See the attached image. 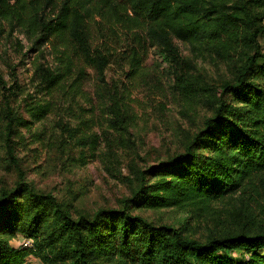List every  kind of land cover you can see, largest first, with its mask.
I'll use <instances>...</instances> for the list:
<instances>
[{"label": "trees", "instance_id": "1", "mask_svg": "<svg viewBox=\"0 0 264 264\" xmlns=\"http://www.w3.org/2000/svg\"><path fill=\"white\" fill-rule=\"evenodd\" d=\"M262 9L264 0H0V44L44 59L32 72L49 102L29 104L32 121L63 100L89 114L81 124L96 115L105 122L100 136L57 122L60 141L80 149L82 165L102 137L106 149L98 157L113 176L120 162L110 137L133 147L131 108L107 78L115 55L128 77L143 79V57L155 49L183 114L206 112L186 134L182 153L154 166L127 165L122 180L130 196L118 208L76 209L35 190L18 170L14 185L0 189V264H26L30 255L42 264H264ZM121 36L127 44L117 54L110 47ZM175 42L195 58L214 57L229 77L210 83L197 75ZM11 81L0 71V162L17 167L15 139L32 122L12 107L20 86L14 73ZM161 209L185 215L184 223L155 224L136 214ZM191 223L203 228L201 236L191 234ZM17 234L31 237L32 248L9 247Z\"/></svg>", "mask_w": 264, "mask_h": 264}, {"label": "rangeland", "instance_id": "2", "mask_svg": "<svg viewBox=\"0 0 264 264\" xmlns=\"http://www.w3.org/2000/svg\"><path fill=\"white\" fill-rule=\"evenodd\" d=\"M264 16V9H262ZM264 29V19L262 22ZM27 46L21 36L15 35ZM111 44L110 50L121 54L127 44L124 36ZM264 51V34L259 38ZM180 55L190 59L197 75L203 76L208 82H220L229 77V70L214 57L204 55L195 58L189 49L175 42ZM130 45H133L130 42ZM25 51L18 50L11 43L0 44V71L6 82L11 81L14 73L20 86L17 99L12 103L24 120L32 122L28 129H21L20 138L15 139V156L17 167L6 161L0 162V189L11 188L17 181L18 170L24 174L25 181L35 190L52 194L57 200L71 203L74 208L93 213L101 208H118L120 201L130 196V189L122 177L128 175L129 163L144 168L154 166L167 160L175 154L182 153L185 136L196 130L200 121L206 115L205 110L196 107L191 114L184 113L181 97L172 89L170 78L164 73L166 65L155 49L148 48L143 57L146 75L142 79L128 77L127 65L114 56L107 71L108 80L114 83L125 94V102L131 108L130 140L133 147L118 146L114 136L111 138L114 158L120 162V168H115L113 176L107 174L100 161L99 152H104V140L99 141L94 158L87 157L85 164L79 162L80 149L69 150L59 138L60 131L57 122L62 120L72 127H78L86 135L96 133L100 136L101 125L105 122L96 115L90 122L80 121L89 118V114H81L79 106L69 105L63 100L52 104L51 112L41 122H34L27 113V108L34 103H45L49 100L40 93L38 79L33 76V64L44 59L30 54L23 57ZM45 61L50 62L49 57ZM10 65L14 71L8 68ZM83 105V103H80ZM85 108H90L86 105ZM102 134V133H101ZM87 152V156H88ZM3 157V152L0 151ZM115 175V176H114ZM155 224H169L175 227L184 223L185 215L170 210L136 212ZM184 217V218H183ZM203 219V218H202ZM191 234L201 236L203 228L192 226ZM29 264H42L40 260L30 255Z\"/></svg>", "mask_w": 264, "mask_h": 264}, {"label": "clouds", "instance_id": "3", "mask_svg": "<svg viewBox=\"0 0 264 264\" xmlns=\"http://www.w3.org/2000/svg\"><path fill=\"white\" fill-rule=\"evenodd\" d=\"M25 240H27L31 243H34V240L31 237H25L23 235L17 234V235L12 236L8 240V245H9V247H13V248L19 250L20 247L27 246L24 244Z\"/></svg>", "mask_w": 264, "mask_h": 264}, {"label": "built area", "instance_id": "4", "mask_svg": "<svg viewBox=\"0 0 264 264\" xmlns=\"http://www.w3.org/2000/svg\"><path fill=\"white\" fill-rule=\"evenodd\" d=\"M24 244L27 245V246H22L23 248H28V249H29V248H32V243H31V242L25 240V241H24ZM26 264H29V263L26 262Z\"/></svg>", "mask_w": 264, "mask_h": 264}]
</instances>
